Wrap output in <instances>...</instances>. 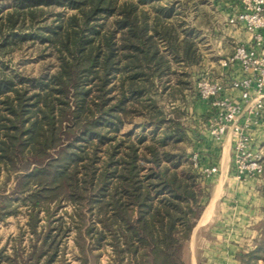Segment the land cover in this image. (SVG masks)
<instances>
[{"label": "trees", "instance_id": "trees-1", "mask_svg": "<svg viewBox=\"0 0 264 264\" xmlns=\"http://www.w3.org/2000/svg\"><path fill=\"white\" fill-rule=\"evenodd\" d=\"M163 1L0 0V221L25 214L0 264L64 262L71 232L80 264L103 248L110 264H186L208 193L161 103L193 90L189 30ZM32 48L36 73L11 65ZM237 260L264 262V215Z\"/></svg>", "mask_w": 264, "mask_h": 264}, {"label": "rangeland", "instance_id": "rangeland-1", "mask_svg": "<svg viewBox=\"0 0 264 264\" xmlns=\"http://www.w3.org/2000/svg\"><path fill=\"white\" fill-rule=\"evenodd\" d=\"M163 3L174 6V13L178 14L175 17L178 18L177 20H184L185 28L189 30L188 34L182 33L180 38L183 48L189 49L190 61L186 70L191 74L193 90H185L173 99L164 97L161 103L166 111L177 107L178 112L182 114L187 140L181 146L185 149L186 154L190 155L193 152L198 153L197 147L203 142H213V137L209 133L213 110L207 102L196 96L198 83L202 79L215 82V79L219 78L221 70L219 60L222 59L224 52L233 51L240 37L239 34H243L245 30L238 24L234 26L228 22L239 7L237 0H164ZM173 20L176 19L173 17ZM35 54L33 48L25 49L22 53L17 52L13 56L11 65L25 69L32 74L36 73L40 69L41 61L35 60ZM212 179L213 177L204 181L207 193L213 186ZM65 209L71 211L69 206ZM24 223L23 209L17 216H10L4 221H0V248L5 247L7 252L11 251L19 231L25 230ZM73 235L74 233L71 232L65 240V261L56 264H80L75 258L77 249L74 245ZM27 240L28 237L25 234L22 237V245H26ZM95 252L98 254L100 252L98 264H110L108 248L106 251L103 248ZM187 256L185 251L186 263L189 260Z\"/></svg>", "mask_w": 264, "mask_h": 264}, {"label": "crops", "instance_id": "crops-1", "mask_svg": "<svg viewBox=\"0 0 264 264\" xmlns=\"http://www.w3.org/2000/svg\"><path fill=\"white\" fill-rule=\"evenodd\" d=\"M247 34L246 30L239 34L235 46L239 43L250 44ZM233 52L234 49L224 52L219 63ZM220 67L219 78L215 82L227 83L232 78L243 76L237 63ZM227 94L239 100L237 91L228 90ZM250 129L253 147L264 151V113L256 124H251ZM212 141L203 142L197 147L200 167L216 166L218 173L211 180L213 186L186 245L189 259L186 264H239L237 257L251 252L260 236V223L264 215V195L261 192L263 178L253 176L237 179L229 135L221 141L213 138ZM259 264L264 262L260 261Z\"/></svg>", "mask_w": 264, "mask_h": 264}, {"label": "built area", "instance_id": "built-area-1", "mask_svg": "<svg viewBox=\"0 0 264 264\" xmlns=\"http://www.w3.org/2000/svg\"><path fill=\"white\" fill-rule=\"evenodd\" d=\"M237 3L238 10L228 22L242 26L249 34L250 44H237L233 54L220 65L237 63L243 76L232 78L227 83L202 79L198 83V94L213 110L210 135L216 141L229 135L235 177L245 179L262 177L264 170V151L253 147L250 129L251 124H256L264 113V0H237ZM228 90L237 91L239 100L227 94ZM189 160L205 179L218 173L216 166L201 168L200 155L196 152L190 154Z\"/></svg>", "mask_w": 264, "mask_h": 264}]
</instances>
